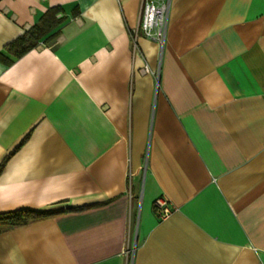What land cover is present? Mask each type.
Instances as JSON below:
<instances>
[{
  "label": "crops",
  "instance_id": "1",
  "mask_svg": "<svg viewBox=\"0 0 264 264\" xmlns=\"http://www.w3.org/2000/svg\"><path fill=\"white\" fill-rule=\"evenodd\" d=\"M140 11L0 0V213L53 212L0 264H264V0H172L162 46Z\"/></svg>",
  "mask_w": 264,
  "mask_h": 264
},
{
  "label": "trees",
  "instance_id": "2",
  "mask_svg": "<svg viewBox=\"0 0 264 264\" xmlns=\"http://www.w3.org/2000/svg\"><path fill=\"white\" fill-rule=\"evenodd\" d=\"M59 10V7L48 9L31 28L9 45L16 57L34 48L40 41L49 42L54 39L58 32L57 28L62 22V18L57 17ZM51 214H53L52 210L30 209L2 212L0 213V233L10 228L42 220Z\"/></svg>",
  "mask_w": 264,
  "mask_h": 264
},
{
  "label": "built area",
  "instance_id": "3",
  "mask_svg": "<svg viewBox=\"0 0 264 264\" xmlns=\"http://www.w3.org/2000/svg\"><path fill=\"white\" fill-rule=\"evenodd\" d=\"M171 3L172 0H141L139 27L147 38L155 40L160 46L164 42ZM143 71L156 74L148 66H144ZM154 208L160 217L167 216L171 211L163 197L155 199Z\"/></svg>",
  "mask_w": 264,
  "mask_h": 264
}]
</instances>
